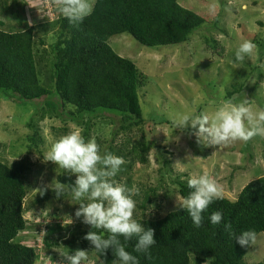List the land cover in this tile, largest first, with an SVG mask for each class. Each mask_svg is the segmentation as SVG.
Masks as SVG:
<instances>
[{
	"label": "trees",
	"instance_id": "trees-1",
	"mask_svg": "<svg viewBox=\"0 0 264 264\" xmlns=\"http://www.w3.org/2000/svg\"><path fill=\"white\" fill-rule=\"evenodd\" d=\"M2 8L0 11L4 10ZM17 14L15 12L13 17L20 26L22 18ZM205 22V17L182 7L178 0H95L92 14L78 26L70 24L62 15L40 25L54 34L48 50L36 49L33 26L17 30L0 28V96L15 103L21 102V105L43 99L42 106L37 107L34 113L35 117L33 115L26 125L30 133L26 136L28 144L24 157L10 165L0 160V264H35L37 259L35 244L17 240L18 234L28 227L23 216V204L29 187L27 176L32 171L29 155L33 151L40 153L39 146L43 144V138L35 127L36 117L47 115L61 120L64 117L76 125H83L82 135L86 139L89 120L93 116L102 113L116 116L119 128L113 131L103 153L111 152L123 157L125 162L121 169L130 173L136 162H148L153 144L144 139L131 145L126 140L115 143L114 138L118 132L128 133L132 128L140 129L144 125L139 90L144 89L147 81L135 62L119 56L108 40L112 36L128 34L142 47L176 46L187 42ZM39 42L43 44L45 41L40 39ZM206 44L214 50L210 39ZM234 81L227 98L239 94L247 79ZM67 107L72 110H66ZM163 161L165 166L169 165V161L164 158ZM121 175L119 172L115 177L120 183L123 182ZM57 180L66 186L74 185L68 174L58 176ZM130 183L129 179L123 182L127 187ZM175 184L182 199L191 191L187 181L177 180ZM139 188L141 194L135 198L139 200L138 208L142 212L137 220L154 229L156 240L147 253L134 250L135 237L127 242L126 250L137 256L139 264H249L244 257L252 244L248 248L240 247L231 233L239 234L251 229L256 235L264 234V176L245 184L235 200L215 199L203 213L204 221L200 228L193 226L187 211L181 208L161 218L147 219L145 211L155 202L157 188ZM54 197L57 198L55 193H44L35 203L47 202ZM217 210L223 213V220L220 225H212L208 217ZM225 224L231 225L230 231L225 229ZM89 231L107 235L102 229L77 225L68 231L69 238L63 239L66 252L72 254L80 248L94 249L89 241L83 239ZM119 238L124 243V238ZM42 241L46 251L58 246L48 234ZM94 256L101 264H113L117 259L111 248L98 257L94 251Z\"/></svg>",
	"mask_w": 264,
	"mask_h": 264
},
{
	"label": "rangeland",
	"instance_id": "rangeland-1",
	"mask_svg": "<svg viewBox=\"0 0 264 264\" xmlns=\"http://www.w3.org/2000/svg\"><path fill=\"white\" fill-rule=\"evenodd\" d=\"M178 3L206 18L202 28L192 33L187 42L151 49L140 46L128 34L112 36L108 40L119 56L134 61L146 76L147 84L139 90L144 125L140 129L132 128L128 133L118 132L114 141L126 140L131 145L144 139L153 144L146 164L136 162L130 173L120 170L123 182L131 181L129 188H157L155 202L145 211L147 219L161 218L181 207L183 199L178 195L177 180L187 181L192 175L208 172L220 189V197L235 200L245 184L264 176V137L256 136L248 142L235 141L222 148L204 146L188 130L173 129L169 119L175 112L203 111L211 114L222 101L230 98H235L237 102L248 99L253 110L264 109V0H178ZM1 6L4 10L0 11V23H3L0 28L17 30L33 26L36 30V49L48 50L54 34L40 25H46L62 15L57 0H0V9ZM15 12L18 18H22L20 26L13 17ZM40 39L45 42L41 44ZM208 39L212 41L214 50L207 47ZM244 40L255 44L252 53L243 61L246 66L235 61V51ZM252 67L254 69L248 71ZM244 78L247 81L242 91L227 98L234 80L241 82ZM42 102L40 98L21 105V102L15 103L0 96L1 161L10 165L24 157L28 144L26 136L30 133L26 125L33 115L35 117L34 113ZM66 110L72 108L67 107ZM115 117L102 113L89 120L86 140L95 138L102 154L113 131L119 128ZM34 123L43 144L39 146L40 153L33 151L29 155L32 171L27 176L29 187L23 204V216L28 227L19 233L17 240L36 245L35 264H68L63 256L67 253L63 239H68V231L77 225L87 226L82 223V218L77 219L74 215L79 205L68 192L60 199L54 197L40 204L35 201L40 195L37 189L44 188L49 195L55 193L52 184L58 181V176L68 174L75 181L74 174L59 168L54 162L45 161L43 157L60 136L74 127L83 132L84 126L64 117L61 120L47 115L36 117ZM163 158L169 161V165L163 164ZM135 199L137 208L134 218L137 219L142 211L138 208L139 200ZM68 217L73 223L64 225ZM47 234L58 243L49 251L42 242ZM79 250L89 253L85 264H101L94 256L95 249ZM244 260L249 264H264L263 233L256 235Z\"/></svg>",
	"mask_w": 264,
	"mask_h": 264
},
{
	"label": "clouds",
	"instance_id": "clouds-1",
	"mask_svg": "<svg viewBox=\"0 0 264 264\" xmlns=\"http://www.w3.org/2000/svg\"><path fill=\"white\" fill-rule=\"evenodd\" d=\"M57 3L62 16L70 24L78 26L92 14L95 0H57ZM254 48L252 41L244 40L235 51V61H245ZM169 119L173 129L188 130L204 146L222 148L235 141L248 142L256 136L264 137V109L253 110L248 99L238 102L235 98L224 100L211 114L203 111L175 112ZM43 158L75 175L74 185L66 187L55 181L52 189L57 198L68 192L79 205L75 217L82 218V223L92 229H102L107 234L89 231L83 237L94 246L97 257L111 248L117 258L113 264H139L137 256L126 250L127 242L135 237L134 250L147 253L156 240L154 229L134 218L137 208L135 197L140 196V188H129L115 179L125 162L124 158L111 152L102 154L95 138L86 140L79 127L55 140ZM187 185L191 191L183 198L180 208L187 211L193 226L200 228L204 221L203 213L215 199L220 198V189L208 172L192 175ZM37 191L44 195L46 189ZM208 219L212 225H220L223 213L213 211ZM71 223L70 217L63 222L64 225ZM224 227L231 230L230 224ZM231 234L242 248H248L256 240V232L251 229ZM121 236L124 243L119 238ZM63 256L68 264H85L89 259L85 250H75Z\"/></svg>",
	"mask_w": 264,
	"mask_h": 264
}]
</instances>
